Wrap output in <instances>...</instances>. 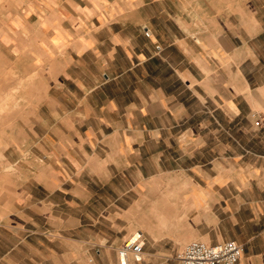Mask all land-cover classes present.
Wrapping results in <instances>:
<instances>
[{"label": "crops", "instance_id": "0c3cea01", "mask_svg": "<svg viewBox=\"0 0 264 264\" xmlns=\"http://www.w3.org/2000/svg\"><path fill=\"white\" fill-rule=\"evenodd\" d=\"M8 69L0 264H121L136 225L128 264L229 239L239 264H264V0H0ZM118 186L147 196L111 234L97 224Z\"/></svg>", "mask_w": 264, "mask_h": 264}, {"label": "rangeland", "instance_id": "374dc122", "mask_svg": "<svg viewBox=\"0 0 264 264\" xmlns=\"http://www.w3.org/2000/svg\"><path fill=\"white\" fill-rule=\"evenodd\" d=\"M16 77L17 75L14 73V71L12 69H8V71H4L2 74H0V88H2V86L4 87V84L6 86H8V89L6 91V93H4V90H0V114L2 115L0 118L4 119L6 116L9 119L10 115L14 112V106H11L10 103L13 101L15 94H16V90H10L11 88H13V85L16 81ZM18 95L20 94V92H22V86H23V80H18ZM10 88V89H9ZM256 112H258L259 114V124L261 123V119H260V112L259 111H253L250 114V117L255 121V123L257 122L254 114H256ZM13 123L7 122L6 124L3 122H0V128H5L7 127L9 128H13ZM258 124V123H257ZM247 125H250L251 128H253L252 123H250L247 120ZM261 125V124H260ZM6 177L9 180H13L12 178H16L18 179V177L16 176V170L13 169V167H10L6 170ZM119 188H115L112 189L110 188L109 194L110 197L112 198H119L121 195L122 198L120 199V201H117L116 203H112L110 208H108L107 211H105L103 214L105 215L104 217H101V219H99V222L97 224L98 227H102L104 232L107 233H111V234H116L117 230L119 229H124L128 227V223L130 222V220H128L127 217V208L129 206H132L133 203H137V201H141L143 198H145L146 196H144L146 194L145 191H132V188H127L125 186H118ZM149 189V188H148ZM137 190V188H136ZM146 190V189H144ZM128 191V192H127ZM145 193V194H144ZM127 196L129 199H134L133 202H127ZM131 203V204H130ZM102 204H98L95 209L100 210ZM154 214H161L159 213V210L156 208V210L154 211ZM106 216L108 218H106ZM110 216V217H109ZM163 216V215H162ZM156 221H159L158 218H156ZM166 221V220H165ZM88 222H91L92 224H94L95 220H88ZM165 224V223H164ZM138 228H144L141 225H136L135 228H131V233H134L136 230H138ZM96 229L98 230L97 227H95V225H90L86 228H83V233H81V236H85V238L87 240H90L91 237H94L95 235V231ZM183 231H184V227H182ZM40 238L43 240L47 239L44 235H40ZM49 240V239H48ZM193 240V239H192ZM205 240V239H204ZM103 242V241H102ZM186 244V243H185ZM175 253V252H174ZM89 260V257H88Z\"/></svg>", "mask_w": 264, "mask_h": 264}, {"label": "built area", "instance_id": "2783aa9c", "mask_svg": "<svg viewBox=\"0 0 264 264\" xmlns=\"http://www.w3.org/2000/svg\"><path fill=\"white\" fill-rule=\"evenodd\" d=\"M146 34L149 30L146 28ZM259 124V114H254ZM146 237L143 231L137 230L128 236L125 243L118 250L121 264H128L130 258L139 262L143 260ZM244 252L242 244L229 239L216 243L193 240L187 243L175 254L177 264H239ZM124 258H127L125 261Z\"/></svg>", "mask_w": 264, "mask_h": 264}, {"label": "bare ground", "instance_id": "6f19581e", "mask_svg": "<svg viewBox=\"0 0 264 264\" xmlns=\"http://www.w3.org/2000/svg\"><path fill=\"white\" fill-rule=\"evenodd\" d=\"M154 216H156V218H158V220L160 219L159 221L165 223L164 217L161 216V214H160V215H159V214H154ZM136 231H137V230H136ZM136 231H135V232H136ZM124 260L126 261L127 258H124Z\"/></svg>", "mask_w": 264, "mask_h": 264}]
</instances>
